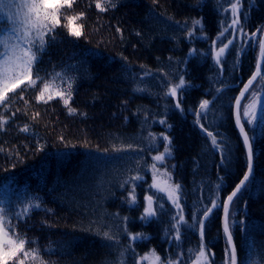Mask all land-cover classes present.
Listing matches in <instances>:
<instances>
[{
  "label": "trees",
  "instance_id": "obj_1",
  "mask_svg": "<svg viewBox=\"0 0 264 264\" xmlns=\"http://www.w3.org/2000/svg\"><path fill=\"white\" fill-rule=\"evenodd\" d=\"M114 2L115 8L100 12L94 0H76L70 14L84 12V36L77 39L57 28L55 41L36 65L45 81L56 72L73 79L70 105L77 109L75 114L70 115L58 97L37 102L39 82L23 91V98L21 85L8 94V107L0 105V117L7 121L0 130V207L17 232L35 241L30 247L39 248L47 264H120L121 259L139 264L153 251L164 264H192L201 242L198 229L182 225L176 240L172 218L179 210L150 187L153 157L164 152L163 137L168 136L171 155L161 163L171 182L181 186L180 203L189 224L212 200H225L243 178L247 155L233 106L256 69L264 0H240L239 23L244 33H257V38L238 35L221 66L213 58V45L231 24V4L236 0ZM2 16L0 12V38L8 31ZM197 19L202 27L193 28ZM229 39L231 28L217 45ZM192 49L197 52L190 56ZM180 76L187 84L180 96L183 111L165 95ZM261 77L241 107L254 173L230 208L238 264L241 258L243 264H264V124L250 125L243 117L244 104L256 93L261 96L257 114L264 118ZM56 85L66 87L58 78ZM205 99L211 103L197 124L196 113ZM36 113L40 115L33 119ZM25 125L27 132L21 131ZM201 125L216 136L219 149L211 146ZM136 175L141 177L134 182L137 202L130 205V178ZM148 195L153 196L157 215L143 222ZM28 203L40 207L17 219ZM97 229L114 239L96 235ZM129 233L147 238L132 241ZM203 242L214 254L209 256L211 264H224L222 208L214 209L206 222ZM26 264L34 262L29 259Z\"/></svg>",
  "mask_w": 264,
  "mask_h": 264
},
{
  "label": "snow or ice",
  "instance_id": "obj_2",
  "mask_svg": "<svg viewBox=\"0 0 264 264\" xmlns=\"http://www.w3.org/2000/svg\"><path fill=\"white\" fill-rule=\"evenodd\" d=\"M75 3L76 0H0V12L4 13L8 20V24L5 25V27L8 28V31L3 38H0V48L3 49L0 51V105L8 107V94L14 92L17 88H20L21 85H25V88L22 89L20 93L21 98H23V91L36 87L39 82L42 83V87L39 88L38 95L36 96L37 102L48 103L58 97L63 101V105L70 115L77 112V109L70 105V101L72 100L73 79L68 77L65 80L64 73L56 72L53 74L51 80L45 81V79L39 75V69L36 68V65L42 59V55L47 52L49 45L55 41L56 35H58L56 32L57 28L62 27L66 29L67 35L77 39L84 36V25L81 22L85 15L84 12L70 14ZM94 4L95 8L100 12H107L110 8H115L117 6L114 0H94ZM239 9L240 0H236L235 3L231 4V13L233 17L231 24L228 25L227 28H224L223 32L220 33V36L222 37L224 33L228 32L229 28H231L233 39H229L226 44L215 51L214 59L217 64L221 63V57L225 54L229 45L234 43V40L238 35L240 37H248L249 40H252L257 38V33H264V27L258 29L257 33H252L250 36L249 34L244 33L243 27L239 23ZM197 25L202 27V21L199 19L194 20L193 28ZM117 31H120V29L117 28ZM137 35H139V33H137ZM188 35L191 37L193 32L190 31ZM257 43L259 47V59L255 66L256 71L244 86V90L241 92L240 97L236 98V124L240 128L244 145L247 147V172L244 174L243 179L240 180L239 184L236 185L235 190L220 203H217L216 200H212L211 206H205L202 215H193L191 218L192 223L189 224L183 214V208L180 203L181 186L179 184L170 183L171 177L167 172L163 173V175L168 178L162 180L160 175L157 174L158 170L156 169V164L154 163L152 165L154 175L153 183L150 187L155 188L159 192L166 193L167 199L170 200L179 210L176 216L172 218L175 221V223L172 224V228L176 230V240L179 241L180 239V227L182 225H187L192 229H198L201 242L198 245L195 254L196 264H209V256H214L213 253L206 250V245L203 241L206 222L210 218L214 209L218 207L222 208L224 213L223 233L227 242V247L225 248L226 259L224 264H238L237 248L233 240L230 208L233 204L234 198L237 197V194L241 191L242 187L246 185V182L249 180L253 171L254 152L249 135L245 130L244 123L241 121L240 100L253 84V81H255L257 77H261L262 62H264V38L257 39ZM196 52V49H192L189 55H194ZM34 68L35 77L33 76ZM150 74V72L144 73L145 76ZM57 78L60 79L62 83H65L66 87H60L59 85L53 87ZM261 78L264 79V77ZM186 87L187 84L184 76H180L178 83L170 85L165 93L166 96H170L176 100L175 108L181 111L183 110L181 108L180 96H182V90ZM135 90L144 91L143 88H137ZM217 91H219V89ZM253 97H256V93H253ZM210 103L211 102L207 99L201 101L199 105L200 111L196 113L197 124H200L202 113L208 109ZM256 103H261V101H256ZM14 115L15 113H13V116ZM39 115V113H36L33 119H36ZM243 116L246 118L245 122L247 124H264V118H261L257 114L254 105H246L244 107ZM6 123L7 121L3 117H0V130H3ZM160 123H165V121H160ZM201 128L206 135L211 138V146L214 149H219L221 145L218 143L216 136L208 131L207 128H204L203 125H201ZM21 131H29V126L25 125ZM152 139L155 140L156 137L152 135ZM163 139L167 142L164 152L153 157L154 161H163L166 158V155H171V140L168 136H164ZM130 147L131 145H129V148ZM0 151H4V149L0 148ZM117 151H120V149H117ZM140 179L141 177L139 175L130 178L133 182L132 191L129 192L130 205L137 202L135 194V188L137 185L134 182ZM128 182L129 181H125V183ZM144 199L146 201V207H144V212L140 219L143 222H148L156 217L157 212L153 207V196L148 195L145 196ZM34 207L38 208L40 205L32 203L25 205L22 212L16 214L17 219L26 218ZM4 212V208L0 207V264H26V261L29 259H31L34 264H47L40 255V249L30 247L35 241L28 240L23 233L17 232V226L11 223L10 219L4 214ZM124 219L127 220V218ZM85 231H91V229ZM125 231H127L126 227ZM96 235H102V237L107 240L114 239L110 232H101L99 229L96 230ZM129 238L130 240L135 241L137 239H146L147 237L143 234L133 235L129 233ZM26 245H29L27 249ZM123 256L124 253L122 252L121 257ZM141 259H149L151 264H164V261H162L160 256L156 255L154 251L150 256L142 257ZM262 259H264V257H262ZM120 264H124L123 259H121ZM167 264H178V262L168 260ZM239 264H243V258H241Z\"/></svg>",
  "mask_w": 264,
  "mask_h": 264
},
{
  "label": "rangeland",
  "instance_id": "obj_3",
  "mask_svg": "<svg viewBox=\"0 0 264 264\" xmlns=\"http://www.w3.org/2000/svg\"><path fill=\"white\" fill-rule=\"evenodd\" d=\"M2 14H3L2 17H4V18L7 19V17L5 16V14H4V13H2ZM7 24H8V20H7ZM220 39H222L221 36L219 37V39L217 38V42H218ZM217 42H214V45H213V58H214L215 51L218 50L219 47H222V46H218V45H217V44H218ZM228 48H229V47H228ZM226 52H227V50H226ZM226 52H225V54H226ZM225 54L221 57V62H222V60H223ZM214 60H215V59H214ZM216 64H217V63H216ZM217 65L221 66V63H220V64H217ZM250 100H251V101H250ZM260 100H261V96L256 95L255 98H253V99H249V101L247 100V102L244 104V107H245L246 105H254L255 108H256V110H257V112H258L259 104H260V103H256V101H260ZM242 103H243V101H242ZM241 107H242V105H241ZM243 111H244V109H243ZM243 117H244V116H243ZM244 118H245V117H244ZM154 163L156 164V169L158 170V171H157V174L160 175V178H161L162 180H163V179H167L168 177L164 176L163 173H165V172L168 173V170H167V169H164V168L162 167V163H161V161H154ZM153 175H154V169H153L152 172H151V185H152V183H153ZM170 183L174 184L173 182H171V180H170ZM152 189L156 190L155 188H152ZM156 192H157V193L164 194L166 201L169 202V203H171V204H172V207L174 206L173 203H172L170 200L167 199V194H166V193L159 192V191H157V190H156ZM145 207H146V201H145ZM153 207L155 208L154 199H153ZM175 208H176V207H175ZM176 211H178L177 208H176ZM151 253H152V252H151ZM151 253H149V254H147V255H145V256H143V257H148V256H150ZM139 264H151V261H150L149 259H141V258H140V259H139ZM192 264H196V259L194 260V262H193ZM209 264H211L210 257H209Z\"/></svg>",
  "mask_w": 264,
  "mask_h": 264
},
{
  "label": "water",
  "instance_id": "obj_4",
  "mask_svg": "<svg viewBox=\"0 0 264 264\" xmlns=\"http://www.w3.org/2000/svg\"><path fill=\"white\" fill-rule=\"evenodd\" d=\"M262 38H264V33L262 34ZM258 59H259V56H258ZM263 67H264V62H262V71H263ZM255 71H256V69H255ZM255 71H254V73H255ZM253 73V74H254ZM252 74V75H253ZM262 74V73H261ZM252 75H251V77H252ZM251 77L244 83V85L242 86V88H241V90L239 91V93H238V95L236 96V98L237 97H240V94H241V92L244 90V86L248 83V81L251 79ZM259 79V77H257V79L255 80V81H253V84L249 87V89H248V91L250 90V88L257 82V80ZM247 91V92H248ZM247 92H245V95L247 94ZM245 95H244V97H245ZM244 97H242L241 98V100H240V113H241V105H242V101H243V99H244ZM236 112H237V106H236V99H235V101H234V106H233V116H234V122H235V124H236ZM241 121H242V123H243V120H242V117H241ZM245 127V126H244ZM236 128H237V130H238V132H239V134H240V136H241V139H242V141H243V136H242V134H241V132H240V128H239V126L236 124ZM245 130H246V128H245ZM247 131V130H246ZM248 133V132H247ZM249 135V134H248ZM250 138V137H249ZM250 142H251V140H250ZM243 144H244V142H243ZM252 144V143H251ZM245 146V145H244ZM245 150H246V155H247V147L245 146ZM247 172V171H246ZM253 173H254V157H253V171H252V173H251V175H250V178H249V180L246 182V185L249 183V181L251 180V177H252V175H253ZM243 179V178H242ZM239 184V183H238ZM246 185L244 186V187H242V189H241V191L246 187ZM235 190V188L233 189V191ZM240 191V192H241ZM239 192V193H240ZM238 193V194H239ZM231 194V193H230ZM229 194V195H230ZM237 194V195H238ZM235 199V198H234ZM223 216H224V213H223V209H222V228H223ZM226 238V237H225ZM233 240H234V238H233ZM235 243V242H234ZM237 257H238V255H237Z\"/></svg>",
  "mask_w": 264,
  "mask_h": 264
}]
</instances>
